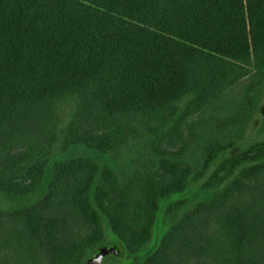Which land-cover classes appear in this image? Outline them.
<instances>
[{"label": "trees", "instance_id": "trees-1", "mask_svg": "<svg viewBox=\"0 0 264 264\" xmlns=\"http://www.w3.org/2000/svg\"><path fill=\"white\" fill-rule=\"evenodd\" d=\"M252 69L259 89L264 0H0V194L45 188L0 210V264H84L105 226L129 255L147 252L164 199L143 264H264V141L218 161L236 146L226 130L250 90L233 92ZM63 99L79 120L60 139ZM205 113L215 136L193 132ZM58 141L122 165L51 164Z\"/></svg>", "mask_w": 264, "mask_h": 264}, {"label": "rangeland", "instance_id": "rangeland-1", "mask_svg": "<svg viewBox=\"0 0 264 264\" xmlns=\"http://www.w3.org/2000/svg\"><path fill=\"white\" fill-rule=\"evenodd\" d=\"M255 86L256 74L252 69L249 76L243 81H240L234 88L233 93L239 98L243 95L244 88L246 87L249 88L250 93L248 94L247 99L244 100V117L239 126L226 130V133L235 141L236 146L221 155L218 161L225 156H231L239 153L244 148H247L255 142L264 141V132L261 130L264 117V85L259 89H254ZM78 110L79 105L73 100L63 99L59 101L56 106H54L53 121L55 122L56 133L60 139L62 138L61 132L67 127V125L74 120H79ZM220 116L223 117L224 115L220 114ZM194 120L197 123L193 131L196 135L202 134L209 136L212 133H214V136L217 135L215 134L216 120L211 118L210 114L205 113L200 117H195ZM184 132H188V129L185 128ZM152 136H154L155 139H158L156 134H152ZM147 138L148 135L142 139L146 140ZM142 139L139 143L143 141ZM134 142L137 143L138 141L135 140ZM178 147H173L171 150L176 152ZM60 150V141H58L52 148L51 164L59 159L82 155L92 157L101 164H108L116 170H118L122 165L120 160L116 159L113 155L96 153L81 146L71 148L67 152H62ZM218 161L212 166L211 171L215 168ZM49 174L50 171H48L47 177ZM203 182L204 180L193 185L192 189L197 190ZM44 192L45 188L42 187L37 192L26 196L10 197L5 194H0V210L8 211L29 206L37 201L44 194ZM169 200L170 199H164L160 203L159 211L153 226L152 241L149 245L150 249L147 252L137 253L134 256L129 255L126 252L123 243H121L119 239L109 231V228L105 226L107 231V241L92 251L84 261V264H143L145 258H147L160 240V221L165 206Z\"/></svg>", "mask_w": 264, "mask_h": 264}]
</instances>
